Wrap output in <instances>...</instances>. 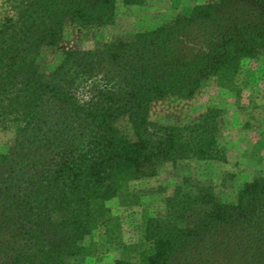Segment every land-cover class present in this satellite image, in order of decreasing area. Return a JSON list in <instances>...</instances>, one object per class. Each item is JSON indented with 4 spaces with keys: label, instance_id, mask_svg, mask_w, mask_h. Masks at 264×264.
Segmentation results:
<instances>
[{
    "label": "trees",
    "instance_id": "trees-1",
    "mask_svg": "<svg viewBox=\"0 0 264 264\" xmlns=\"http://www.w3.org/2000/svg\"><path fill=\"white\" fill-rule=\"evenodd\" d=\"M161 1L9 0L0 133L11 129L14 141L0 155V264H73L104 249L117 253L113 264H264V175L233 202L181 176L161 210L141 219L134 243L107 206L136 199L129 186L166 165L225 161L221 110L160 124L150 105L190 99L210 78L233 87L242 62L264 53V0L196 5L154 29L66 50L47 71L67 23L112 26L120 4Z\"/></svg>",
    "mask_w": 264,
    "mask_h": 264
},
{
    "label": "rangeland",
    "instance_id": "rangeland-1",
    "mask_svg": "<svg viewBox=\"0 0 264 264\" xmlns=\"http://www.w3.org/2000/svg\"><path fill=\"white\" fill-rule=\"evenodd\" d=\"M218 0H166L150 2L145 6H123L117 9L115 24L105 27H80L67 23L59 45L47 54V71L50 72L62 59L66 50H88L109 42L113 37L154 29L168 23L175 14H188L196 5L216 3ZM9 0H0V20L9 10ZM207 109L223 112L220 146L225 161L191 163L189 167L172 171L166 165L158 176L145 178L129 186L136 199L126 202L113 199L107 203L112 214L122 224V238L126 243L137 239L141 219L154 216L163 206L164 197L170 193L181 176L210 185L225 202H233L237 192L256 175H264V53L254 60H244L233 87H223L214 78L204 82L190 99L166 96L150 105L149 119L160 124H171L191 119ZM125 122L120 126L125 127ZM14 141L13 131L0 133V155ZM158 187L166 193L148 192ZM103 242L102 234L95 237ZM88 242V241H87ZM86 242V243H87ZM117 253L102 250L95 257L78 258L73 264H113Z\"/></svg>",
    "mask_w": 264,
    "mask_h": 264
}]
</instances>
